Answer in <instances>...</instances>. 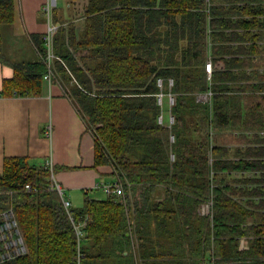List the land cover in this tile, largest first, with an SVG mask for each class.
<instances>
[{
  "label": "trees",
  "instance_id": "1",
  "mask_svg": "<svg viewBox=\"0 0 264 264\" xmlns=\"http://www.w3.org/2000/svg\"><path fill=\"white\" fill-rule=\"evenodd\" d=\"M64 2L55 79L93 136V167L110 166L124 193L84 190L67 208L47 163L5 156L0 224L12 210L25 251L0 264H264V0ZM14 9L0 0V40ZM32 38L43 56L44 34ZM42 56L0 57L14 69L0 96L42 95ZM161 92L176 97L172 126Z\"/></svg>",
  "mask_w": 264,
  "mask_h": 264
},
{
  "label": "crops",
  "instance_id": "2",
  "mask_svg": "<svg viewBox=\"0 0 264 264\" xmlns=\"http://www.w3.org/2000/svg\"><path fill=\"white\" fill-rule=\"evenodd\" d=\"M45 2L14 0V21L2 30L0 57L10 61H34L42 56L32 35L45 34L47 30L42 11ZM64 14H67L65 9ZM77 21L79 24L83 20ZM13 74V67L0 59V91L3 80ZM45 81L42 95L0 96V172L5 156H29L38 164L53 160L56 165L74 167L60 170L56 178L65 191L69 190L68 195L65 192L67 198L80 206L84 190L91 196L100 197L102 190L95 191L96 186L112 183L115 178L110 174V166L93 167V136L66 95L61 81ZM50 125L52 137L49 138L46 127Z\"/></svg>",
  "mask_w": 264,
  "mask_h": 264
},
{
  "label": "built area",
  "instance_id": "3",
  "mask_svg": "<svg viewBox=\"0 0 264 264\" xmlns=\"http://www.w3.org/2000/svg\"><path fill=\"white\" fill-rule=\"evenodd\" d=\"M58 5V0H46V2L44 3V5L42 6V11L43 13L45 14V21L47 23V30L44 34V50H45V53L44 55L42 56L43 57V60L44 62L46 63L47 65V68H48V72L44 75V79L45 80H48L50 83L53 81V79H55V68H54V61L56 59H58V56L56 55L55 53V49H54V37H55V33L58 29V25L54 22V9L57 7ZM206 69H207V72H208V79L211 80V76H212V72L214 70V66H213V62L211 59H209L207 62H206ZM75 81V79H74ZM168 83H169V87H172L173 84H174V80L172 78H170L168 80ZM158 84L162 87L163 86V79H158ZM213 94V92L210 90L208 91L207 93L203 94V95H200V99H209L210 96ZM168 97V103L170 105V108L175 104L176 102V97L175 95L172 93V92H169V93H159L158 94V101L160 104H163L164 101H165V97ZM159 121L161 123H164V117L163 115H160L159 117ZM175 121V117L174 115L171 113V111L169 112L168 114V126H172V124L174 123ZM46 136L47 137H52V127L51 125L46 127ZM171 141H174L175 140V137L174 135H171ZM172 159H174V154L171 155ZM47 164L50 166L51 168V175L49 177V179L52 181V189H55L59 192V194L62 196L63 198V202H64V205L68 208L71 206V201L70 199H68L67 197H65V190L63 188V185L62 183H60V181L57 180L56 178V173L53 171V165H54V162L53 160H49L47 161ZM27 188H30L29 185H27ZM102 188L103 190L110 194V193H116L118 195H121L124 193L123 191V187L121 184H116V183H106L104 185H102ZM210 204V203H209ZM210 207H211V204H210ZM211 212V211H210ZM210 212H204L202 211V213L204 214H209ZM5 217L7 215H9L11 217V221L14 223V226H15V229L18 233V235H20L19 233V230L18 228L16 227L17 224H16V221L14 219V215H13V212L12 210H10L9 212H6L3 214ZM6 225V222L4 224H1V228H4ZM20 238V241L22 242V250L18 251L17 253H12V254H4V249L1 248V255H0V258H1V261H3L5 258H11V257H14L16 255H19L21 253H23L25 251V245H24V242H23V239L21 236H19ZM10 244H13L14 246L17 244L16 241H10L9 242ZM240 246L241 248L245 249L248 247V241H247V245L246 246H242L241 245V241H240Z\"/></svg>",
  "mask_w": 264,
  "mask_h": 264
},
{
  "label": "rangeland",
  "instance_id": "4",
  "mask_svg": "<svg viewBox=\"0 0 264 264\" xmlns=\"http://www.w3.org/2000/svg\"><path fill=\"white\" fill-rule=\"evenodd\" d=\"M60 5H62V2H64V0H58ZM169 111H170V105L168 103V97L166 96L165 97V103H164V108H163V114L165 117H168V114H169ZM237 131H234L233 133L236 134ZM217 133L218 131H216L214 128H213V144H221L223 142H218L216 140V137H217ZM229 133V130H223L222 131V135L223 136H227ZM240 135V134H239ZM238 136V135H236ZM232 144V143H231ZM242 145V144H241ZM232 146V145H231ZM233 155V153H232ZM234 156V155H233ZM105 178L107 179H111V176L109 175H105ZM100 195L101 197H106L107 194L105 191H103L102 188H100ZM95 191H98V190H95ZM66 194L68 195L69 194V190L66 189ZM66 195V197H68ZM202 211L204 212H210V204L209 203H205L202 207ZM11 217L9 215H7L6 217L4 216V222H6V225L4 228H1V224H0V249L3 248L4 249V254H12V253H17L18 251L22 250L21 246H22V242L20 241V238L18 236V233L15 229V226H14V223L11 221ZM10 241H16V245L14 246L13 244H10L9 242ZM247 237H242L241 238V245L242 246H246L247 245Z\"/></svg>",
  "mask_w": 264,
  "mask_h": 264
}]
</instances>
